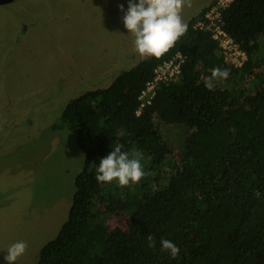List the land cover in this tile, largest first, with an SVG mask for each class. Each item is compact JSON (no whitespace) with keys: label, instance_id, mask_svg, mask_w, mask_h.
Returning a JSON list of instances; mask_svg holds the SVG:
<instances>
[{"label":"trees","instance_id":"1","mask_svg":"<svg viewBox=\"0 0 264 264\" xmlns=\"http://www.w3.org/2000/svg\"><path fill=\"white\" fill-rule=\"evenodd\" d=\"M211 4L167 53L67 103L60 125L85 159L68 219L36 264H264V0H235L224 11L222 27L248 54L237 69L209 30L194 27ZM178 51L187 56L179 79L159 86L138 114L155 68ZM215 68L230 76L208 90ZM121 127L127 134L117 137ZM178 127L187 134L175 145L166 132ZM116 145L142 153L147 175L138 183L95 180L93 164ZM161 239L178 246L175 259Z\"/></svg>","mask_w":264,"mask_h":264},{"label":"rangeland","instance_id":"2","mask_svg":"<svg viewBox=\"0 0 264 264\" xmlns=\"http://www.w3.org/2000/svg\"><path fill=\"white\" fill-rule=\"evenodd\" d=\"M211 2L185 0L182 21L188 24ZM128 3L0 5V264H7V248L20 241L27 250L15 264H36L68 219L85 154L70 127L60 125L67 103L148 57L134 52L135 37L123 24ZM176 130L166 136L180 145L187 129Z\"/></svg>","mask_w":264,"mask_h":264},{"label":"clouds","instance_id":"3","mask_svg":"<svg viewBox=\"0 0 264 264\" xmlns=\"http://www.w3.org/2000/svg\"><path fill=\"white\" fill-rule=\"evenodd\" d=\"M185 0H129L127 11L123 16V24L134 39V52L141 57H161L167 53L187 31V24L182 21L180 11ZM120 10L124 12L123 5ZM179 55V53H178ZM230 70L215 68L211 75L204 81L205 88L212 90L218 80H227ZM117 137L127 134L124 128H118ZM104 158L99 164H93L95 180L98 183L116 182L119 187L128 186L130 183H138L147 173L142 164V153L134 151L129 154L122 151L120 145ZM92 169H90L91 171ZM259 197L260 193H256ZM148 246L154 248L156 241L152 235L146 237ZM161 252H168L175 259L180 249L170 240L161 239ZM27 250V244L23 241L13 243L7 248L4 259L7 264H15Z\"/></svg>","mask_w":264,"mask_h":264},{"label":"built area","instance_id":"4","mask_svg":"<svg viewBox=\"0 0 264 264\" xmlns=\"http://www.w3.org/2000/svg\"><path fill=\"white\" fill-rule=\"evenodd\" d=\"M235 0H214L204 18L195 24L199 30H209L222 51L224 62L227 66L237 69L244 66L248 60L247 52L240 44L222 27L224 11L230 7ZM179 53V55H178ZM187 56L181 52H176L170 59L165 60L154 70L153 77L146 83L140 94L141 106L137 113L149 104L155 97L159 86L169 84L179 79Z\"/></svg>","mask_w":264,"mask_h":264},{"label":"water","instance_id":"5","mask_svg":"<svg viewBox=\"0 0 264 264\" xmlns=\"http://www.w3.org/2000/svg\"><path fill=\"white\" fill-rule=\"evenodd\" d=\"M11 1H13V0H0V5H1V4H5V3H9V2H11Z\"/></svg>","mask_w":264,"mask_h":264},{"label":"flooded vegetation","instance_id":"6","mask_svg":"<svg viewBox=\"0 0 264 264\" xmlns=\"http://www.w3.org/2000/svg\"><path fill=\"white\" fill-rule=\"evenodd\" d=\"M13 1H15V0H13ZM13 1H11V2H13Z\"/></svg>","mask_w":264,"mask_h":264}]
</instances>
